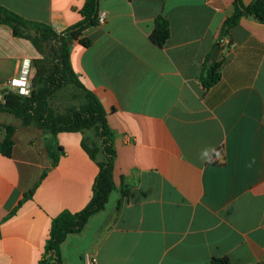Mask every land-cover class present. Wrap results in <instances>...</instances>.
Wrapping results in <instances>:
<instances>
[{
    "label": "crops",
    "instance_id": "crops-1",
    "mask_svg": "<svg viewBox=\"0 0 264 264\" xmlns=\"http://www.w3.org/2000/svg\"><path fill=\"white\" fill-rule=\"evenodd\" d=\"M84 1L0 4L60 32L81 19ZM233 2L100 1L104 24L86 32L89 47L72 44L70 59L114 132L116 190L62 244L61 264H264V24L243 17L219 45L220 81H200ZM159 16L170 24L162 47L150 39ZM39 57L0 25V87ZM0 124V142L5 126L17 128L12 155L0 152V264H38L52 220L90 202L98 166L81 133L57 136L64 155L53 167L42 130L7 112Z\"/></svg>",
    "mask_w": 264,
    "mask_h": 264
},
{
    "label": "trees",
    "instance_id": "trees-1",
    "mask_svg": "<svg viewBox=\"0 0 264 264\" xmlns=\"http://www.w3.org/2000/svg\"><path fill=\"white\" fill-rule=\"evenodd\" d=\"M100 1L85 0L80 11L81 19L60 32L48 23L28 20L0 4V25L9 27L14 37L29 40L40 55L33 60L35 74L31 95L23 97L10 92L6 96V103L0 104V112L13 114L25 127H36L43 131L47 153L53 167L58 165L64 155L63 148L57 144V136L63 133H81L82 149L98 166L90 202L79 212L63 211L52 220L49 238L38 264H61L62 244L68 236L82 232L89 220L106 207L110 195L116 190L113 174L116 157L114 132L108 124L107 113L101 101L76 74L70 59L74 42H79L84 47L91 45L92 41L85 34L89 29L100 26ZM233 6L232 15L221 28L220 39L228 37L230 31L243 17L250 16L264 24V0H254L248 6L243 0H234ZM169 36V21L159 16L155 19L150 39L155 45L162 47ZM208 62L209 58L200 77L205 88L216 85L221 78V62L216 61L212 65ZM69 87L76 91L71 101L55 105L53 100ZM5 128L7 134L0 142V152L10 157L14 147L13 136L17 128L13 126ZM37 187L38 184L24 195L18 208L10 216L16 214L25 201L33 198ZM128 192L124 189L123 196H127ZM211 264L235 263L228 258H215Z\"/></svg>",
    "mask_w": 264,
    "mask_h": 264
},
{
    "label": "built area",
    "instance_id": "built-area-1",
    "mask_svg": "<svg viewBox=\"0 0 264 264\" xmlns=\"http://www.w3.org/2000/svg\"><path fill=\"white\" fill-rule=\"evenodd\" d=\"M105 15L101 14L99 17V24H104ZM228 38H221L219 40L220 46L224 47L228 45ZM35 74V68L33 60L31 58H24L21 62L19 74L8 79L0 87V104L6 103V96L10 92H14L20 96L28 97L33 90V77ZM96 257L87 256L86 264H96Z\"/></svg>",
    "mask_w": 264,
    "mask_h": 264
},
{
    "label": "rangeland",
    "instance_id": "rangeland-1",
    "mask_svg": "<svg viewBox=\"0 0 264 264\" xmlns=\"http://www.w3.org/2000/svg\"><path fill=\"white\" fill-rule=\"evenodd\" d=\"M75 93H76V91L72 87H69V88L61 91L57 95V97L53 100V103H55V105H57L59 103L69 102V101H71V98H72L73 94H75ZM92 134L94 135L93 131H92ZM94 139H96V138L94 137Z\"/></svg>",
    "mask_w": 264,
    "mask_h": 264
},
{
    "label": "water",
    "instance_id": "water-1",
    "mask_svg": "<svg viewBox=\"0 0 264 264\" xmlns=\"http://www.w3.org/2000/svg\"><path fill=\"white\" fill-rule=\"evenodd\" d=\"M219 54H220V46L217 45L209 59V62H208L209 65L214 64L218 60Z\"/></svg>",
    "mask_w": 264,
    "mask_h": 264
},
{
    "label": "clouds",
    "instance_id": "clouds-1",
    "mask_svg": "<svg viewBox=\"0 0 264 264\" xmlns=\"http://www.w3.org/2000/svg\"><path fill=\"white\" fill-rule=\"evenodd\" d=\"M205 155H206V153H205Z\"/></svg>",
    "mask_w": 264,
    "mask_h": 264
}]
</instances>
